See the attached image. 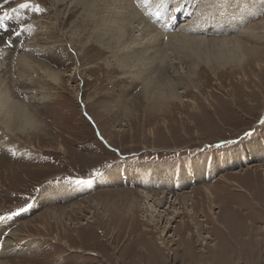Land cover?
Segmentation results:
<instances>
[{"label": "rangeland", "instance_id": "obj_1", "mask_svg": "<svg viewBox=\"0 0 264 264\" xmlns=\"http://www.w3.org/2000/svg\"><path fill=\"white\" fill-rule=\"evenodd\" d=\"M73 1L0 0V17L6 14L0 86L33 118L23 132L11 133L0 121V216L31 205L0 220V264H264V198L246 194L256 197L264 190V156L257 148L256 156L242 157L252 156L253 144L264 148V0L234 1L244 3L239 15L250 12L243 8L254 10L239 18L240 27L197 32L233 35L241 28L240 47L166 45L176 58L166 73L158 72L162 77L151 73L159 91L139 94L143 83L134 82L127 97L139 95L129 99L128 110L119 101L131 80L122 74L128 68L122 53L113 58L99 43L95 5ZM145 1L152 0L131 3L136 8ZM25 2L47 11L20 9ZM198 6L205 5L193 3L191 16L198 10L196 20L210 18ZM157 7H147L148 13ZM167 39H160L163 47ZM45 68L60 73L59 81L49 79ZM167 73L178 98L166 96L172 87L163 83ZM158 94L163 98L155 101ZM94 169L101 175L90 177ZM80 179L91 183L75 182ZM165 186L172 193L194 190L190 199L199 204L187 205L191 210L175 204L180 214L168 209L170 220L149 223L137 192H164ZM204 191L214 195V205ZM44 193L51 199L44 200ZM208 208L219 214L224 229L212 231L200 221Z\"/></svg>", "mask_w": 264, "mask_h": 264}, {"label": "bare ground", "instance_id": "obj_2", "mask_svg": "<svg viewBox=\"0 0 264 264\" xmlns=\"http://www.w3.org/2000/svg\"><path fill=\"white\" fill-rule=\"evenodd\" d=\"M84 1H86L84 2L85 5L92 4L90 5L92 9H93L92 6L95 5L94 10H92V12H94L95 10L97 11V9L99 11L98 13L99 15L97 14L99 18L98 20L99 22L97 21L99 23L98 24L99 27L97 28V34H98L97 38L100 41L99 43L101 44V46L104 49L108 50L113 58L117 55H120V53H122L123 55L122 57L124 58L120 57V59L124 60L123 64H122V61H120V59L118 60L120 61L122 66L125 64V66L127 67L128 65V68H125V69L121 66L124 69L122 70V74L126 75L127 77H131V80L123 88V92L119 95V97L122 98V99H119V101L121 105L125 108V110L129 109V105H128L129 99L134 98L139 94L152 95L153 93L159 91L161 84L156 83V79H153V76L151 75V73H156L155 77H157V74L158 75L161 74L158 72H164L165 70V73H166L167 71L166 69L169 68L168 66L174 65L175 61L173 60L174 58H176L175 53L172 54L173 51H169L170 47L166 45H168L170 42L175 41V42H185L184 43L185 46H193V43L201 44V42H212L214 44H217L218 46H225L227 44H231L233 48L240 47L241 44L239 43V39L237 36L241 35V30H242L241 28L239 32H237L236 34H234L233 32V35L229 32H228L229 35H227L228 33L225 34L224 32L219 33L218 35L211 34V33L209 35H206V34L197 35V32L204 31L206 29H209L208 32H211L215 30L216 28H220V27L232 29L235 25L240 27L239 25L241 24V21L239 20V18H245L254 11L253 9H250V8H247V9L243 8L242 11L250 10V12L240 13L239 15V12H241V8L243 7L244 3H239L238 5H236L234 3L235 0H227V2L226 0H204V1L203 0H185L184 1L185 3H179L175 6H173L174 1L172 0L164 1L163 6H160L161 0H152L149 5L147 4V1H145V3L137 2L136 3L137 9L133 7L131 3L132 0H89L90 2L88 0H84ZM244 1L246 2L249 1L250 3H253L254 0H244ZM72 2L74 1L72 0ZM198 2H200V4L205 5L203 8L201 6L200 7L198 6L199 9L201 8L202 16L210 13V18L206 19L205 17H203L201 20H198V19L196 20V17L198 16L197 15L198 10H196L197 12L196 14L194 12V14L191 16V13L189 12L190 7L193 3L198 4ZM215 3L216 5H214ZM153 4L156 7L157 5H159V7H157L154 10H150L151 12L148 13L149 11H147V7L151 9L153 7ZM180 6L182 7L184 6L185 8L182 9V7ZM160 7H161V10L159 9ZM85 8H87V6ZM91 8L89 7L88 10L89 9L91 10ZM139 11L140 12L143 11L144 13H146L150 18V22L158 26L159 29H156V28L153 29L152 25L147 21V19L144 16H142V14ZM87 12H90V11H87ZM95 13L94 15H96ZM177 13H179L178 14L179 17H182V18L187 17L186 19L181 20L182 24L181 22H179L180 21L179 17H174ZM94 15H92V17ZM175 21H177V23H175ZM194 21H195V24L190 25V24H193ZM179 24L181 25L178 27L177 30L173 32H168L176 28ZM160 29L163 30L164 33L160 31ZM253 32H254V35H258L256 31L248 30L249 34H253ZM244 33H245V30H244ZM165 36H168V39L166 40V43L163 47L162 45L163 43L160 39H163V37ZM131 58H132V61L130 62L129 59ZM22 59H25V58H22ZM165 64L166 66H164ZM165 67H168V68L165 69ZM43 72L46 73L49 79L55 82L59 81L60 73L50 70L48 68L43 69ZM168 73H167L168 76L166 77L167 79L166 80L163 79L164 80L163 83L165 85L169 84L172 87H169V91L166 94V96L171 97V98H178V95L174 91V88H173L174 83H172V81L174 80L171 77L172 75H169ZM135 78H138V80L137 79L135 80ZM158 80H162V79H158ZM134 82L143 83L140 88V93L134 95L133 97H130V96L127 97V95L129 94L127 92L134 85L133 84ZM153 82H155V84H153ZM2 86L4 85L1 84L0 86V121L3 122V124L7 127V130L10 131L11 133L14 131V129L18 130V128L19 129L21 128L23 132L24 126L33 124V118L31 116V113L27 110L24 104H21L15 101L14 99L12 100L3 90ZM160 98H163V95L158 94V96L154 100L157 101ZM257 148L262 150L261 152L258 153V156L261 154L260 156L263 157L264 148L258 145H254V144L251 147L252 156L250 155V157H248V154H245V156H242V157L245 159V158H251L253 156H256ZM259 165H262V164H259ZM253 166H256V165L250 164L248 168H252ZM194 171L196 173L193 176L196 179H200V175L197 174V170L195 168H194ZM237 173H239L237 170L231 172L232 175L233 174L236 175ZM187 174H189L188 171H187ZM117 177L120 178V176H117ZM235 184L238 185L240 188L244 187L246 189V187L242 185L241 183L240 184L235 183ZM56 186H59V185H56ZM172 186L174 187L175 184L174 185L172 184ZM147 188L148 187H141V189L139 190V192H137V194L142 199V201H144L143 205L141 206V209L145 207L144 211H149V216H150L148 220L149 223L154 221L156 218L158 219L156 221H159V222L160 221L162 222L164 219L170 220L169 219L170 214H169L168 209L173 210V208H175L174 212L177 213V215L180 214L181 211L178 210L180 207L178 208L175 207V204L176 205L178 204L179 206L180 203L182 204L185 203L186 209L188 210H191V209H189L190 207H188L187 205H190V206L192 205V207L194 208L196 204H199L196 199L195 200H192V198L190 199L191 194L194 192V190H190V191H186L182 193H179V192L177 193L176 191L172 193L171 192L172 190L168 188L167 186H165L166 190L164 192L157 191L155 193H150L148 192V190H146ZM202 189L208 190V186L205 185L203 186ZM55 191L56 190H54L53 192ZM204 192L207 193L206 198L208 197L209 201H211L212 204L214 205L215 204L214 195L210 191H204ZM56 193H59V191ZM246 194L248 195V198H251L253 200L255 199V201L256 200L261 201L264 198V190H259L256 197L253 196L251 192L247 193L246 191ZM43 197H44L43 198L44 200H49L51 199L50 197L52 196H47L44 193ZM188 197L191 200L190 203L188 201L189 199L187 200ZM165 204H166V208L162 209L163 205ZM206 212L207 213L205 214V220H200V221L206 222L208 224L207 228L212 229V231L216 230V228L224 229V225L219 220V214L218 215L215 214V212L213 210H210L209 208ZM185 226H186L185 223H182V225H180V228L178 230V233L180 235L182 232H184ZM187 234L191 235L190 232H188ZM160 235L164 236L163 233ZM159 243L163 245L164 241L160 240Z\"/></svg>", "mask_w": 264, "mask_h": 264}, {"label": "snow or ice", "instance_id": "obj_3", "mask_svg": "<svg viewBox=\"0 0 264 264\" xmlns=\"http://www.w3.org/2000/svg\"><path fill=\"white\" fill-rule=\"evenodd\" d=\"M163 3H164V0H161V5L160 6H163ZM18 7L20 9H26V10H29L31 11L32 13L36 14V15H40L41 13H44L47 11V9L43 8L40 4L38 3H31V2H25V3H20L18 5ZM6 18V14H5V17H0V28H4V25L2 23L3 19ZM15 35H17V37L19 36V33H14ZM69 51H72L71 48H69ZM73 55H75V52H72ZM86 115V114H85ZM253 133L252 132H246L245 135L246 136H250L252 135ZM97 135H99V133H97ZM12 155H15V152L12 153ZM101 175L100 173V170L99 169H94L91 173H90V177L92 178H95L97 176ZM76 183H80V184H89L91 183V179H88V180H84V179H80V180H77L75 181ZM31 205L30 204H27L25 206H21L19 207L16 211L12 212L9 216L7 217H4V216H0V220H3V219H11L12 216H16V215H19V213L21 212H25L27 211L28 208H30Z\"/></svg>", "mask_w": 264, "mask_h": 264}]
</instances>
